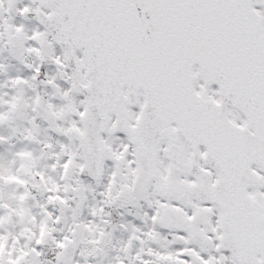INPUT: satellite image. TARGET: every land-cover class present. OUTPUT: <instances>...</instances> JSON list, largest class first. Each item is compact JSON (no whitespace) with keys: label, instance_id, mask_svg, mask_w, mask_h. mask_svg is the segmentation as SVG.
Listing matches in <instances>:
<instances>
[{"label":"snow or ice","instance_id":"snow-or-ice-1","mask_svg":"<svg viewBox=\"0 0 264 264\" xmlns=\"http://www.w3.org/2000/svg\"><path fill=\"white\" fill-rule=\"evenodd\" d=\"M0 264H264V0H0Z\"/></svg>","mask_w":264,"mask_h":264}]
</instances>
